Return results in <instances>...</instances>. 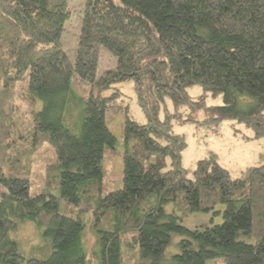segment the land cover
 I'll use <instances>...</instances> for the list:
<instances>
[{
    "label": "trees",
    "instance_id": "trees-1",
    "mask_svg": "<svg viewBox=\"0 0 264 264\" xmlns=\"http://www.w3.org/2000/svg\"><path fill=\"white\" fill-rule=\"evenodd\" d=\"M69 17V0H0V264H264V162L234 178L214 154L184 169L187 144L172 132L203 110L205 123L264 137V0H85L74 61L61 43ZM102 49L115 65L99 73ZM126 82L145 123L129 116ZM165 100L173 111L160 120ZM120 114L113 187L107 122ZM201 212L222 222L180 224ZM21 221L41 232L46 258L18 253ZM172 236L180 251L167 257Z\"/></svg>",
    "mask_w": 264,
    "mask_h": 264
},
{
    "label": "rangeland",
    "instance_id": "rangeland-1",
    "mask_svg": "<svg viewBox=\"0 0 264 264\" xmlns=\"http://www.w3.org/2000/svg\"><path fill=\"white\" fill-rule=\"evenodd\" d=\"M85 0H69L70 17L65 22L61 34V43L66 51L69 59L74 61L76 39L80 24V16ZM101 61L98 72L104 69L113 68L115 59L106 50L102 49L100 52ZM123 91L126 104L129 106V116L139 123H145L146 118L131 94V83L123 84ZM71 91L78 96H83L87 91V87L79 85H71ZM188 94L192 98H196L201 94V88L197 85L189 87ZM221 95L212 96L208 94L206 97L207 106L221 105ZM165 110L172 112V104L165 100L159 111L158 118L163 119ZM180 112L183 118H187L189 114L188 108H181ZM193 121L174 124L172 132L174 134L182 135L187 146L181 154V164L184 169H192L198 160L207 158L210 154H214L220 166L228 170L230 175L234 178L241 174V172L252 166H258L264 162V137H253V132L244 123L237 120H222L205 123L207 118L203 110H198L191 114ZM74 121L76 119L74 118ZM123 116L120 114L114 119L107 122L109 130L117 137L118 142L115 145L114 154L107 155L108 161L105 169L113 177L112 185L118 186L117 182L121 178L122 161L121 154L124 151L123 141L121 139ZM42 155V154H40ZM38 158V156L36 157ZM37 160V159H36ZM163 209L167 213L173 211L171 204H165ZM222 210V206L217 207ZM82 220L85 224L84 236L91 233L89 228V215H84ZM180 224L190 230L204 229L212 225L220 224L222 217L212 216L211 213H195L190 214L180 221ZM90 237V236H89ZM11 238L17 244L18 253L24 258H36L42 260L50 253L48 243L41 237V232L33 222L21 221L18 222L15 231L11 234ZM86 244L91 248L93 240L85 238ZM179 241L177 236H172L171 246L166 250L167 257L178 253L180 249L176 246ZM93 247V246H92ZM88 248V249H89ZM212 264H221L220 262H212Z\"/></svg>",
    "mask_w": 264,
    "mask_h": 264
}]
</instances>
